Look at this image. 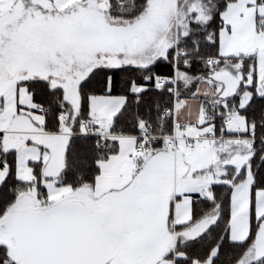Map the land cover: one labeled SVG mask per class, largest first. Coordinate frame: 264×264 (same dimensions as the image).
<instances>
[{"label": "snow or ice", "instance_id": "1", "mask_svg": "<svg viewBox=\"0 0 264 264\" xmlns=\"http://www.w3.org/2000/svg\"><path fill=\"white\" fill-rule=\"evenodd\" d=\"M0 264H264V0H0Z\"/></svg>", "mask_w": 264, "mask_h": 264}]
</instances>
